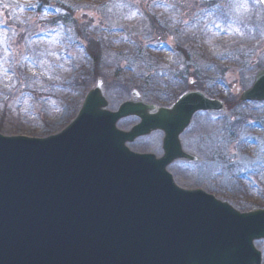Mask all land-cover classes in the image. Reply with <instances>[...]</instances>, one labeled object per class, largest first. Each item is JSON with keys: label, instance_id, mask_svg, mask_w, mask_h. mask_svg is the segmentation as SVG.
<instances>
[{"label": "rangeland", "instance_id": "374dc122", "mask_svg": "<svg viewBox=\"0 0 264 264\" xmlns=\"http://www.w3.org/2000/svg\"><path fill=\"white\" fill-rule=\"evenodd\" d=\"M27 2L28 16L22 17L14 0H0L4 136L40 139L58 133L98 78L112 110L133 92L144 102L170 105L184 84L227 107L226 100L236 106L238 95L264 68L259 0ZM59 16L68 17L66 24L52 25ZM89 40L100 51L99 74L93 77L85 54ZM58 45L67 55L55 51ZM161 138L136 140L130 149L159 156ZM181 140L201 161L168 167L177 185L200 189L240 212L264 208V102L237 105L225 114H197ZM255 245L264 264V243Z\"/></svg>", "mask_w": 264, "mask_h": 264}, {"label": "water", "instance_id": "95a60500", "mask_svg": "<svg viewBox=\"0 0 264 264\" xmlns=\"http://www.w3.org/2000/svg\"><path fill=\"white\" fill-rule=\"evenodd\" d=\"M263 101L264 70L239 96ZM197 113L227 110L189 91L168 108L133 92L113 112L97 79L58 134L0 135V264H262L264 209L241 213L168 172L201 161L181 141ZM156 132L160 156L129 149Z\"/></svg>", "mask_w": 264, "mask_h": 264}, {"label": "trees", "instance_id": "16d2710c", "mask_svg": "<svg viewBox=\"0 0 264 264\" xmlns=\"http://www.w3.org/2000/svg\"><path fill=\"white\" fill-rule=\"evenodd\" d=\"M31 1L35 2V4L38 5V4H41L44 0H30V2ZM14 2L16 3L17 7H20L22 9L21 16L22 17H23V15L24 16H28L27 15L28 14L27 10L29 8L28 2H27V4L24 3V0H14ZM33 12H34L35 15L39 13L38 10H34ZM67 21H68V17H66V16H59V17H56V18L50 20L52 25L55 24V23H57L58 25H65ZM59 23H61V24H59ZM87 44H88V48L85 51V54L87 55L88 58L91 59V72H88V75L93 77V76L99 74V71H98V68H99L98 60H99V57H100V51L98 49V43H96L95 41L89 40V41H87ZM1 45H2V43H1ZM55 51H57L58 54H64V55H67V53H68L66 48H62L61 45H58L55 48ZM180 52L182 53V51H180ZM177 85L178 84L176 83L175 86H177ZM64 87L66 88V90L68 89L69 91H70V89H72V91L74 89V87H72L71 84H67ZM184 87L185 88H189V86L186 85V84H184ZM179 89H184V88H179ZM68 94L69 93H67V95ZM230 102H233V101H230ZM226 103H227V107H228L229 110H232V109H234V107H237V105L235 106V104H231L227 100H226ZM2 129H3V125H2V123L0 121V132H2Z\"/></svg>", "mask_w": 264, "mask_h": 264}]
</instances>
